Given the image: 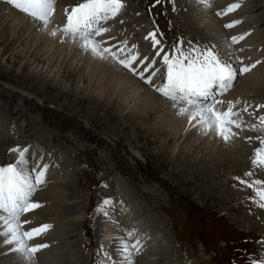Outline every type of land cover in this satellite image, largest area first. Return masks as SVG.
<instances>
[{"label": "rangeland", "instance_id": "1", "mask_svg": "<svg viewBox=\"0 0 264 264\" xmlns=\"http://www.w3.org/2000/svg\"><path fill=\"white\" fill-rule=\"evenodd\" d=\"M172 2L179 3L178 0H159V2L157 0H123L124 5L129 6L124 21L131 22L134 18L144 20L143 16L132 18L129 14L131 9L136 13H141L143 10L145 17L150 21V26H154V29H159L161 32L158 36L164 45L165 52H170L177 45L183 49L205 48L201 35L206 36L205 34L211 33L203 27L204 24H200L198 27L201 32L198 34L190 25L192 20L187 17L188 11L182 10L178 5L173 6ZM2 3L10 5L7 0H0V4ZM238 3L241 9L245 6L246 13L242 14L243 18L238 16L236 20L250 23L253 28L248 29L249 31L257 30L264 36V0H240ZM202 10L203 13L198 11L197 15L210 14L207 9ZM12 19L8 16L7 21L3 19L2 22L0 21V166H4V162L10 164L17 159V153L11 149L35 147L37 146L35 143H39L40 148L47 150L45 154H49L50 151H55L58 144L62 149L58 152L61 154L58 167L65 166L68 172L56 175L59 182L64 180L63 184L58 183L57 186L60 188L59 192H65L67 197L60 200L59 205L54 206L58 212L55 210L54 213L52 203L50 205L48 201L43 203L36 199L37 194L32 199L33 203L41 202V207L45 208L44 211L48 212L53 219L51 222L42 223L51 226L53 233L49 235L48 242L52 246L50 249L47 248V251L44 248L37 252L38 257L35 256V260L40 259L39 262L42 260L44 264H51L49 259L53 261L55 259L54 263L57 264L95 262L98 254H102L104 249L101 243L106 244V238L100 239L101 237L96 236L98 222L95 221L98 219L104 221L109 228L118 225L110 222L114 220L117 223L113 213L105 218L101 214L98 215L97 208L104 200L112 199V195H119L126 200L124 193L127 192L133 198L131 205L134 211L147 216L153 224L152 229L156 232V238L158 237L155 242L149 244V247L141 243L139 251H134L132 254L134 256L131 258L132 264H250V261L257 256L264 255V243H261L264 241V221L260 222L263 217L253 211V209L260 211L252 205L256 202L253 199V190L249 187L247 189L246 185L240 183V180L251 182L258 179L261 173L264 174V170L254 168L251 163L253 145H258L255 138L251 141L243 138L241 144L220 143L218 146L224 154L232 152L229 153V159L208 156L209 152L206 153L205 147L202 146L203 140H206L203 135L192 139L189 144L193 146V149L190 152L189 144H185V138L190 129L189 131L183 130L184 128L178 129V132L177 127L168 126L164 118L154 115L152 107L141 112L142 110L137 108H140L138 99L136 104L134 100L127 97L128 100L123 103V107L126 108L125 116L123 115L124 117L120 119L107 107L100 106L94 112L88 104L76 102L74 96L64 95L43 83L38 85L30 82L26 80L28 79L26 76L31 74L42 75L53 80L55 76L66 72L65 62L67 61L56 58L54 55L56 48L50 50L47 48L48 51L40 49L37 45L40 51L32 47L29 54L43 57V62H36L33 58L35 56L27 54L26 58L21 59L22 48L26 43L30 45V41L25 39L23 27L14 29V26H11ZM258 21L263 22L261 24L257 23ZM122 35L124 36L123 47L131 46L130 54L138 55V58L145 54L148 61L152 60V56L155 60L157 59L155 67L161 69V72L157 74L159 78L157 87L160 86L164 80V69L163 65L158 63L159 57L154 55L152 49L148 50L145 43L129 41L126 30ZM135 35L138 34L135 33ZM217 36L224 39L221 32ZM258 40L260 41L256 46L257 55H264V40ZM25 62L26 65H23ZM136 65L134 67L138 69L143 67L140 63ZM22 66L25 68L23 69ZM75 66V68L71 67L76 70L74 81L65 77L66 75H60L55 84L69 89L76 88L77 92H84L85 89L87 92L92 90L90 93L94 92L97 97L102 93V96L100 95L102 99L117 98L118 93L112 91V83L107 86L100 82L99 86L100 83L85 72L83 61L77 60ZM145 75L147 76L148 73ZM83 78L87 80L84 83ZM237 83L239 84L236 82L234 88L239 89L240 84ZM261 88L252 94L263 95L264 89ZM245 103L250 107L248 113L242 111V114L250 121L255 120L254 115H249V113H256L255 104ZM244 106L245 104L240 106L241 110ZM155 109H158L157 106ZM255 118L257 119V116ZM250 135L253 137L257 133L252 132ZM168 139L169 144H167ZM198 148L200 150L195 153ZM79 151L81 155L78 154ZM182 153H187L186 160L180 157ZM82 154L85 156L84 161H81ZM196 156L205 160L204 166L198 165V171L184 167L188 160H193L192 157ZM248 167L249 170H244ZM55 170H52V173ZM247 172H252L253 175L246 176ZM47 176L49 180L47 182L45 180V183L41 185L40 193L49 190L50 178L53 176L49 173ZM239 177L240 180L237 179ZM236 186L245 189L244 199H238L239 195L237 197L229 193L230 190L234 191ZM135 187L140 191H136ZM250 205H252L251 208H249ZM51 206L52 209H50ZM60 206L62 210L59 209ZM249 211L253 213L250 215ZM151 216H154V219H151ZM85 233L89 238L85 237ZM160 234L162 236H158ZM71 235L74 236L71 237ZM174 235L177 236L178 242ZM36 242L37 240L33 243L31 241V245H37L34 244ZM134 243L136 242L131 244ZM109 250H112V253ZM107 252L109 253L107 258L110 260L108 264H120L112 245L109 244ZM57 256L58 259H56ZM7 257L4 255V258ZM7 260L2 262L8 264L13 261L10 257Z\"/></svg>", "mask_w": 264, "mask_h": 264}, {"label": "bare ground", "instance_id": "2", "mask_svg": "<svg viewBox=\"0 0 264 264\" xmlns=\"http://www.w3.org/2000/svg\"><path fill=\"white\" fill-rule=\"evenodd\" d=\"M59 1H61V3H62L61 7L58 6ZM238 1H240V0H208L207 6L204 3L202 4L201 0H178L179 3L172 2L173 6L178 5L182 8V10L186 9L188 11L187 17H188V19L192 20V22H190V25L196 30V32L198 34H200V32H201L200 28L198 26L200 24H204L203 27H206L211 34H205L206 36H203V35H201V36L203 37L204 41H209V44L210 43H213V44L218 43V47H215V48L218 49L222 54H226L227 52L234 49L235 55L239 56L245 65H250L256 61H261V63L259 65H257V67L255 69H253L250 73L244 74L241 77V79L237 81L240 84L239 85L237 83L239 85V89L237 87L236 88L233 87L228 92L224 93L222 95V97H220L219 100L223 101L224 103L222 105H219L218 108L227 107L228 101H232V102L240 101V103L236 104V106H242L243 102H247L249 104L250 103L255 104V106L264 104V94L263 95L252 94V92L260 89V87H262L261 88L262 90L264 89V87H263V85H264V80H263V77H264V72H263L264 71V61H263L264 55L263 54L257 55L258 50L256 48V46L258 44L257 42L260 41L258 39L264 40V38H263L264 36H262L263 34L262 33L260 34L259 31H257V30H253L252 32L249 31L248 29L253 28V26L250 23H246L244 20H242L241 23H239L238 25H236L233 28L224 27V25L227 23H230L232 21H237L236 18L238 16L243 18L244 15L242 16V14L246 13V11H244L245 6H243V9H241L242 8L241 7L237 11H234V12L228 14L227 16L217 15L218 12L223 11L224 8H227V6L230 5L231 3H238ZM75 3H77V2H73V1L70 2L69 0H56L55 12H54V15L52 18V24L49 25L48 28H45L40 23L34 22L29 17H26L25 14L21 13L19 10L15 9L13 6L6 5L3 3L0 4V21L1 22L3 20L7 21L8 16L12 17L13 22L11 23V26H14L13 27L14 29H18L20 27H23V30H24L23 35H24L26 40L30 41V45H29V43H26L25 46L22 48L23 53H25V54L24 55H23V53L20 54L21 59H22V57L26 58V56H25L26 54L28 56L31 55L29 53H30L32 47H35V49L37 51H40V49H43V50L49 49L50 50V49L56 48L55 52H54L55 53L54 55L56 56V58H58L59 60L63 59V61H67V62H65L66 63V65H65L66 66L65 67L66 72H62L59 74V76H55L53 80H50L49 78H46V77H44L42 75H38V74L35 76L32 74L28 75V76H26L28 78L26 80H29L30 82H35L38 85H41L40 83H43L44 85L49 86L50 89H52V88L57 89L58 92H60L64 95L74 96V100L76 102L79 101V103L88 104V107L91 108L94 112H95V110H98L97 108H99L100 106H102V107L104 106L105 108L107 107V109H109V111H111L114 115H116L120 119L122 118V116L125 113L124 111L126 108L123 107V105H124L123 103L125 102V100H128V98H131L137 104V99H138V105H140L142 108L140 107V109H139V107H137V106L136 107L140 111L142 109L141 112H143L144 108L152 107V112L154 115L157 114L159 117L164 118V120L166 121V124H169L168 126L171 125L173 128H174V126L177 127L178 132H179L178 129L182 130L184 128L183 130H188V131L190 129L189 132L187 131L188 136L185 138L186 139L185 144L191 143V141L194 137H198L199 135L205 136L206 140H203V143H202V146L205 147L204 148L205 152L206 153L209 152V153H207L208 156L212 155L214 157H218L219 159H225V158L229 159L230 158L229 153H232L230 151V152H228V154L227 153L224 154V152H222L218 146L220 143H222L223 145H227V144L231 145L233 143L241 144V141H243L242 140L243 138H247L249 136L252 137L250 135V133H252V132L245 131V132L239 133L238 136L232 138L229 142H225L214 131L205 132V130L202 129L199 125H197L195 123V121L190 123L189 117L187 115L178 114V108L174 107L170 101H167L166 99H164L165 98L164 96H162L160 93L155 91V87H157V82L159 81L158 80L159 78L157 77V75L155 77H153L152 84L151 85L149 84L147 86L143 83L142 80L137 79L135 76H132V75L126 73V71L122 70V68L118 65V63H115L111 59H102L99 56L94 55L91 51L84 50L79 45L78 42H76L70 38H67V37H65L59 33H57V35H55V36L51 35V30L53 28L62 27L65 24V22H66L65 9L67 8L69 11H71V8L73 7L72 4H75ZM57 9L59 10L58 12H56ZM202 9H204V10L207 9L210 12V14L197 15L196 12H198V11L199 12L202 11V13H203ZM126 10H128V8H126ZM131 10H129V14H131L132 18H134L135 16L140 17V15H141L140 12L136 13V12H133V10L131 12ZM184 16L186 19L185 14H184ZM117 18L118 17L116 16L113 20H111L107 24L108 26H110L109 32H105L101 36L96 37V39L98 41L102 42V45H101L102 48L107 47V46L112 44L114 46V49H118V44H116L114 41H119V42L123 43L124 36L122 35V33L124 31L119 32V33H116L113 31V29L120 26V23H119V21H117ZM217 19L219 20L220 23L217 22L218 21ZM122 20H123V18H122ZM259 22L262 24L263 21H258L257 23H259ZM123 26H124V29L126 30V34L129 36V41L139 42V44L141 42H143V44L144 43L147 44L148 47L150 45V47H152V52L155 54H156V51L159 49V46L162 45L160 43V45H158L156 48H154L152 39L151 38L146 39V37H149V33H150L148 31V29L145 28L147 26L146 20H141L140 18H134L133 22L124 23ZM105 27H106V24H105ZM13 28H12V30L15 31ZM220 32L224 35L223 40L219 36H217ZM135 33H137L138 35H135ZM244 33H250V35H247L244 40L240 41L238 44H236L233 48L230 49L229 48L230 38L233 36L238 37ZM211 36H213V37H211ZM111 38H113L114 41H112ZM19 39H18V43L20 41ZM162 47H164V46L162 45ZM130 48H131V46H130ZM24 51H26V52H24ZM137 53H135V54H137ZM144 55L145 54L140 56L139 59H141L142 57H147ZM31 56H35V55H31ZM33 58H34V61H36V62H40V63L43 62V59H42L43 57L35 56ZM17 59H19V58H17ZM53 59H55V58H53ZM55 60H57V59H55ZM77 60L84 62L85 69L84 68L83 69L85 70V72H88L91 77H94L97 82H99V83L101 82L103 85H107V86L109 83H112V86H111L113 89L112 91L118 93V94H116L117 98L114 96L116 98L115 100H112L111 97L110 98L105 97L107 99H102V97H101L102 93L100 94L101 95L100 96L99 92H97V94L99 95L97 97V95H95L94 92L90 93L92 90L88 91L89 93L87 92L86 89L83 90L84 92H81V91L77 92L78 89L76 90V88L69 89V88H65L62 86H58L57 83L55 84L57 77H60V75H63V76L66 75L65 77L69 78L71 81L75 80V77H76L75 71L76 70L71 69V67L72 68L76 67L75 64H76ZM158 63L161 65L162 64L161 60H159ZM136 64H139V63H134V66H137ZM23 65H26V62ZM59 66H61V65H59ZM61 67H63V66H61ZM24 68L25 67H23V69ZM139 68H141V67H139ZM68 71H70L72 73H70ZM262 72H263V75L261 77ZM73 73H74V75H73ZM52 76H54V75H52ZM78 78L80 79V77H78ZM86 78H83V83L85 82ZM109 78H110V80H109ZM101 83L99 84V86L101 85ZM76 84H77V82H76ZM87 86H88V83H87ZM92 86H94V85H92ZM97 86H98V84H97ZM97 86H96V88H98ZM89 89H91V88H89ZM127 89H129V90H127ZM103 91H105V89H103ZM112 91H111V93H112ZM100 92H102V90H100ZM229 92H230V94H229ZM155 106H157L158 109H155ZM236 109H237V107H236ZM148 111H149V109H148ZM241 113H242V110H241ZM260 113H263V115H264V109L257 110L255 115H254V118H255V116L259 117ZM242 117H243V120L246 119V117H244V116H242ZM172 127H170V128H172ZM174 134H176V132ZM177 135H179V134H177ZM255 136H253V138H255ZM183 138H184V136H183ZM169 143H170V140L168 139L167 144H169ZM35 144L37 146L28 148L29 149L28 156H29V160H30L29 166L31 167L32 165H34L37 162H39L40 164H46V165H48V169H47L46 176H45L46 182L49 180V176H47L48 173L53 176L52 178H50L51 182L49 184V186H50L49 190H47L44 193L38 192L37 193L38 197L36 199L41 200L44 203L46 201H48L49 204L50 203L53 204L52 206L54 208V206L59 205L60 200H62L66 197L65 192H62V191L59 192L60 188L57 186L58 183L63 184L64 180L59 182L57 180V177H56V175L65 174L63 169L58 167L55 170V172L52 173V168L50 166L52 161L57 162V164L61 161L59 159V157H61V154H58L59 151H62V149L60 148L61 145L56 144L55 151H50L49 157L46 158L44 155H45V152L47 150L45 151L44 148H40L38 146L39 143H35ZM48 144H49V142L45 146L46 149L48 147ZM223 145L221 146L222 149H223ZM250 146L252 149L251 143H250ZM253 146H254V148H253V151H251V153L254 155V151L256 149L255 147L258 148L260 146L259 141H258V145L256 144ZM192 149H193V146H191L189 144L190 152ZM224 149H225V147H224ZM199 150H200V148H198L195 153H197ZM186 154L187 153H182L180 155V157H183V159L186 160L188 157ZM190 154H192V153H190ZM79 155H81V153H79ZM192 158H193V160H188L185 163L184 167L198 171L199 170L198 165L199 166L205 165V162H204L205 160L203 158H198L197 156L192 157ZM3 162H4V160H3ZM213 169H215V167H213ZM246 169L249 170V167L245 168L244 170H246ZM261 176L258 179L264 180L263 179V176H264L263 173H261ZM240 179L241 178L239 177L238 180H240ZM237 184L239 185V183H237ZM217 185H219V184H217ZM135 189L138 192L140 191V189L137 187H135ZM239 191H240V193H238ZM229 193L232 196L239 195V197L237 196L238 199H244L243 194H245L246 192H245L244 188L236 186L234 188V191L230 190ZM124 196L126 198V200L124 199L125 206L119 204L117 207L118 211H116L114 201L118 200L119 198H122V197L116 196L115 200L109 199V201L111 203L108 206H110L112 208L111 213H113L112 215H115V218L117 219V224H118L117 226H114V227L110 226V228H109L107 226V224L104 223V221H101L99 219H98V221H95L96 223L98 222V227L96 228V230H97L96 234H98V235H96V236L101 237L100 239L106 238L105 241L107 244V245L106 244L103 245V243H101V246H103L104 249H102V254H98V260H99L98 264H101V260H102V264H108V261H110L107 258V256H105V253L107 255L109 254L107 252L109 244H112L113 247H116V250L118 251L117 256H118V259L120 260L119 261L120 264H126L125 258L121 254L120 247H119V241L121 238H124L129 244H131L134 241L135 242L139 241L140 242L139 246H141V243L143 242V245L145 247H147V246L149 247V244L151 242H155L156 239H158V237L156 238V236H157L155 234L156 232H154V229H152L153 224L148 220L147 216L142 215V214H137L134 211L133 206L128 203L129 200H133L130 193L129 192L124 193ZM33 201L36 202L35 200H33ZM252 205L260 210L258 212L252 208L253 211L256 212V214L259 213L263 217V219H260V222H263L264 221V208L259 207L257 202H255ZM252 205H250L249 208H251ZM52 206L50 209H52ZM108 206H107V208H108ZM60 208L62 210L61 206L59 207V209ZM241 209H243V207ZM41 210H42V212H41ZM44 210H45V208L44 209L38 208L37 211H35L34 213H32L28 217H26L25 220L29 221V223L23 224L22 230L23 231H30L31 229L41 227L40 225H44L42 223L53 221V219L50 218L49 213L44 211ZM55 210H56V208H54V213H55ZM253 211L252 212L249 211L248 213L251 215L253 213ZM261 212H263V213H261ZM62 213H64V212L62 211ZM66 213H68V212H66ZM98 215H99V213H98ZM54 216H55V214H54ZM119 216H120V218H119ZM150 218L154 219V216H151ZM245 218L246 217H244V219ZM52 223H54V222H52ZM122 229H125V230H122ZM129 232L132 233L131 236H128ZM52 233L53 232H52V229L50 227L47 231L44 232V234L42 236L40 235L41 237L38 238L37 242L34 244L38 245L43 240L44 242H46L45 244L48 245L47 248L49 249L50 246H52V245L48 242V239H49V235H51ZM72 236H74V235H71V237ZM158 236H162V234H160ZM33 241L34 240H32V243H33ZM27 243L31 246V241H27ZM13 247H14V245H9V244L3 243V238H1V240H0V256H1L0 257V259H1L0 264H4V262H2V261H8L7 260L8 257L13 259V261L8 262V264H26V262L23 261L21 254L12 250ZM84 247L86 248V245ZM109 251H111V253H112V250H109ZM52 254H55V253H52ZM4 255L8 256V257L4 258ZM10 255H12V256H10ZM35 256H36V258L38 257L36 254H35ZM112 257L113 256H111V258ZM132 257H134V256L132 255ZM3 259H6V260H3ZM39 260L40 259H36V260L34 259V264H44V262H42V260L40 262H39ZM49 261L51 264H54L53 260L49 259Z\"/></svg>", "mask_w": 264, "mask_h": 264}, {"label": "snow or ice", "instance_id": "3", "mask_svg": "<svg viewBox=\"0 0 264 264\" xmlns=\"http://www.w3.org/2000/svg\"><path fill=\"white\" fill-rule=\"evenodd\" d=\"M201 2L208 5V0ZM7 3L45 28L52 24L56 0H7ZM124 6L123 0H82L72 7L71 11L65 9V24L53 28L51 35L55 36L59 33L70 38L78 42L84 50L91 51L102 59H111L151 85L153 77L161 72L160 68L155 67L157 63L155 59L151 61H148L147 57L139 59L138 55L121 59L120 54L123 53V49L113 51L111 47L102 48V42L96 39L110 30L103 24L118 16ZM240 7V3L230 4L217 15L227 16ZM239 23L241 21H232L224 27L233 28ZM247 35L250 33L231 37L229 48L244 40ZM148 38L152 39L154 48L160 45L155 33H149L146 39ZM156 56L161 57L164 80L160 86L155 87V91L170 100L173 106L178 108V114L187 115L190 123L195 121L205 132L214 131L225 142L239 135L235 130L257 133L255 139L259 141L260 146L255 149L251 163L254 168L264 170V115L257 117L258 123L248 125L241 116V110H235L236 104L240 101H228L227 107H217L224 103L219 100V96L233 88L238 76L250 73L261 61L245 65L241 58L235 55L234 49L222 54L215 46L204 49L199 47L183 49L177 45L170 52H165L161 46L156 51ZM137 62L143 67L139 69L134 67V63ZM145 73L148 75L146 76ZM249 107L245 103L242 111L248 113ZM256 108L264 109V104L257 105ZM247 139L251 141L253 137ZM11 151L17 153L15 162L0 166V237L3 238V243L14 245L12 250L21 254L26 264H34L35 254L48 245L30 246L27 241L47 231L51 226L42 225L30 231H23V224L29 221H21L20 218L26 212L41 206L33 203L31 198L38 187L45 183L48 165L37 162L30 167L28 148H14ZM245 175L252 176L253 173L247 172ZM240 183L253 190V199L259 207L264 208V180L256 179L251 182L240 180ZM110 203L109 200H104L98 206L97 212L107 216V206ZM131 235L132 233L129 232L128 236ZM139 244V241L129 244L124 238L120 239V252L126 264H132V254L134 251H139ZM250 264H264V255L257 256L250 261Z\"/></svg>", "mask_w": 264, "mask_h": 264}]
</instances>
